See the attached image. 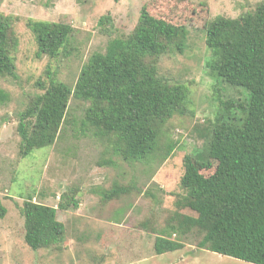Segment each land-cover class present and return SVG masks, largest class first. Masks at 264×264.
I'll return each mask as SVG.
<instances>
[{
  "label": "rangeland",
  "instance_id": "1",
  "mask_svg": "<svg viewBox=\"0 0 264 264\" xmlns=\"http://www.w3.org/2000/svg\"><path fill=\"white\" fill-rule=\"evenodd\" d=\"M261 3L264 0H0V18H11L19 40L15 75L0 81V200L6 209L0 217V264H251L199 249L191 241L164 255L156 254L154 244L158 236L176 239L163 230L182 194L184 158L203 145L198 133L225 114L223 102L248 98L245 90L218 82L205 29L216 17L237 19ZM144 7L158 19L190 29L185 51L163 56L158 65L160 77L189 92L185 114L169 120L158 136L161 150L176 145L172 154L151 164L126 163L113 153L109 138L80 132L74 122L82 119L85 104L71 100L69 123L57 142L24 158L19 117L32 98L44 92L52 77L74 87L92 55L105 53L110 41L132 33ZM103 16L111 18L107 27L99 25ZM29 20L73 27L59 58L38 56ZM245 41L238 36L233 48L245 46ZM216 165L203 174H213ZM114 184L132 192L102 204V194ZM64 193L76 194L79 202L78 209H58V219L66 226L64 243L32 251L24 240V202L33 198L58 208Z\"/></svg>",
  "mask_w": 264,
  "mask_h": 264
},
{
  "label": "trees",
  "instance_id": "2",
  "mask_svg": "<svg viewBox=\"0 0 264 264\" xmlns=\"http://www.w3.org/2000/svg\"><path fill=\"white\" fill-rule=\"evenodd\" d=\"M109 24V16L100 18L101 27ZM28 27L38 56L51 59L61 56L74 32L68 24L45 21L29 20ZM205 33L218 82L245 90L248 98L223 102L225 114L198 133L203 145L184 158L182 194L163 230L176 239L158 236L154 249L157 255L174 253L191 241L211 253L264 264V3L237 19L216 17ZM189 34L187 26L158 19L144 7L132 33L110 41L105 53L92 55L74 87L52 77L44 92L32 98L19 117L21 155L28 158L57 142L73 100L85 104L82 119L74 122L80 132L109 138L113 153L126 163L166 160L176 145L161 150L158 136L169 120L185 114L189 92L160 77L158 65L165 55L183 53ZM238 36L245 37V46L233 48ZM18 44L11 18L1 17L0 81L15 75ZM214 162V173L204 175ZM130 192L114 184L102 194V204ZM75 197L62 194L58 208L33 198L24 202V240L32 251L64 243L66 226L58 209H78ZM5 214L0 200V217Z\"/></svg>",
  "mask_w": 264,
  "mask_h": 264
}]
</instances>
